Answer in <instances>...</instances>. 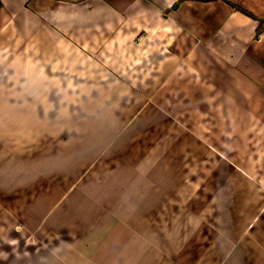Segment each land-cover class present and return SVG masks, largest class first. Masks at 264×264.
<instances>
[{"label": "crops", "instance_id": "crops-1", "mask_svg": "<svg viewBox=\"0 0 264 264\" xmlns=\"http://www.w3.org/2000/svg\"><path fill=\"white\" fill-rule=\"evenodd\" d=\"M229 4L264 21V0H0V144L31 119L73 142L59 195L0 161V264H264V24Z\"/></svg>", "mask_w": 264, "mask_h": 264}, {"label": "rangeland", "instance_id": "rangeland-1", "mask_svg": "<svg viewBox=\"0 0 264 264\" xmlns=\"http://www.w3.org/2000/svg\"><path fill=\"white\" fill-rule=\"evenodd\" d=\"M262 28H264V25H262ZM1 110H4V107L1 108ZM18 110H20L21 112L26 111L23 104L17 105L16 111H18ZM31 121L35 122L34 128L36 129L37 133L32 135V136H25L23 143L21 141H18L17 143L15 142V147L12 148V150L8 149L3 144H0V153L4 152L3 154H1L2 157L0 156V161L4 162L6 160H9V161H11V164H13V163L16 164L15 165L16 170L29 171L30 173H32L30 175V178L32 180H35L34 184H37V186L42 184V186L45 187V190H47L51 194L55 193L54 195H59L60 194V190L58 189V187L60 185L59 181L61 180V176H62L63 172H62L61 168H58V167L53 165L55 162L52 161L51 158L58 157V153H60V155H63L62 157L66 156L70 152L73 153V151H72V147H73L72 137L67 136V135H63V136L41 135L40 134V128L42 125H41L40 121H36V119H31ZM49 122L53 125L59 124V121H56V120H52ZM1 124H3V122ZM8 124H9V122L6 123L5 125H8ZM43 126H44V124H43ZM13 127H16V126L13 125ZM38 132H39V134H38ZM135 138L136 137H132V139H135ZM170 139L171 138H169L168 136H162L161 137V140L163 141L161 143L162 149H165V147L170 145V142L172 141ZM115 140H116V138H115ZM67 142L70 143V148H68L67 145L65 146V143L67 144ZM81 142H83V141L81 140ZM131 142H133V140ZM80 144H81V146H83L82 143H80ZM142 144H143L142 148H146L145 144H147V143H142ZM135 148H134L131 155H133V154L137 155V151H139V148L138 149H135ZM162 152H163V150H162ZM156 153H157V155H160V152H156ZM138 155L136 156L137 159H139V157H140ZM151 159H152V157L149 156V158L145 159V160H148L147 162H149V161H151ZM46 163H49V165H52V166H47ZM97 163L99 166L102 165V164H99V160ZM2 165H4V164H2ZM86 169H87L86 172H88V170H89L88 167ZM193 169L195 171L200 170L197 168H193ZM81 170H85V169L78 167L75 169V173H76V171L78 173H81ZM84 174H85V172H84ZM0 181H1V186H2V187L0 186V195H1L0 196V204H2V206H3L5 203V200H3V199H5V197L8 196L5 193V191H7L8 188L5 186L6 188L4 189L3 186L5 185V182L1 180V177H0ZM37 186L34 187V190H32L31 195H34L36 192L35 190L39 189V187H37ZM206 186L208 187L209 185H206V184L204 185V191H205ZM211 187H213V186L210 185V188ZM51 194H49V195H51ZM206 194L207 193L205 192L204 195H206ZM243 196L249 198L248 195H243ZM248 198H245V201H249ZM14 202L17 205L16 207H18V206H22L23 204H26V203H31V200H28V199L27 200H23V199L19 200V199H17V200H14ZM2 206H0V207H2ZM258 206H261V204H258ZM17 217H19V216L17 215ZM18 224H19V221L17 219V222L13 223V225L16 226Z\"/></svg>", "mask_w": 264, "mask_h": 264}, {"label": "trees", "instance_id": "trees-1", "mask_svg": "<svg viewBox=\"0 0 264 264\" xmlns=\"http://www.w3.org/2000/svg\"><path fill=\"white\" fill-rule=\"evenodd\" d=\"M229 5L231 6V8L233 10H235V11H237V12H239V13H241V14L249 17V18H251L254 21H258L259 23L264 24V21H260L259 19H256L253 15H251L249 12L245 11L244 9H242V8L236 6V5H231V4H229Z\"/></svg>", "mask_w": 264, "mask_h": 264}]
</instances>
